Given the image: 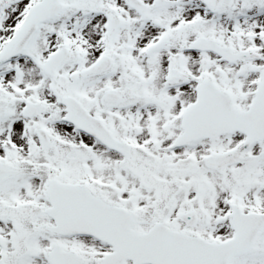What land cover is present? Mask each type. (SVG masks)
<instances>
[{"label": "snow or ice", "instance_id": "6c2138e0", "mask_svg": "<svg viewBox=\"0 0 264 264\" xmlns=\"http://www.w3.org/2000/svg\"><path fill=\"white\" fill-rule=\"evenodd\" d=\"M0 264H264V0H0Z\"/></svg>", "mask_w": 264, "mask_h": 264}]
</instances>
